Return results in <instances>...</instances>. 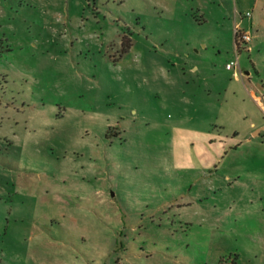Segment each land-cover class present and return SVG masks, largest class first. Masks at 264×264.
<instances>
[{"label":"rangeland","instance_id":"374dc122","mask_svg":"<svg viewBox=\"0 0 264 264\" xmlns=\"http://www.w3.org/2000/svg\"><path fill=\"white\" fill-rule=\"evenodd\" d=\"M0 264H264V0H0Z\"/></svg>","mask_w":264,"mask_h":264},{"label":"crops","instance_id":"0c3cea01","mask_svg":"<svg viewBox=\"0 0 264 264\" xmlns=\"http://www.w3.org/2000/svg\"><path fill=\"white\" fill-rule=\"evenodd\" d=\"M187 56L189 55L187 54ZM190 68L191 70L194 71L198 70L197 65H191ZM243 74L247 79H249V73L247 71H244ZM250 95L252 96L254 101L261 108H263L260 96L257 95L255 90H251ZM257 124L258 123H256L255 121L254 122L252 121L250 123V128H254ZM201 134L202 135L199 136V138L196 141L194 140L192 143H190V145L191 148L194 150V156L197 157L198 159H202V163L204 167L210 168L213 162H215V160L218 157H221V155L226 152L227 147L231 148L236 146V143H234L235 141H233V138L228 139L226 136L217 133L215 134L212 132L201 133ZM250 139H251L250 137H246V141H250ZM227 140H229L230 143Z\"/></svg>","mask_w":264,"mask_h":264},{"label":"built area","instance_id":"2783aa9c","mask_svg":"<svg viewBox=\"0 0 264 264\" xmlns=\"http://www.w3.org/2000/svg\"><path fill=\"white\" fill-rule=\"evenodd\" d=\"M246 16H249V13H246ZM234 36H235V40H236V50L235 53H237L239 51V43H237V41H241L243 44H247L248 42L251 41L252 37L249 31H245V30H241L238 29L237 27H235L234 29ZM248 50V48H247ZM236 54V60H230L229 62H227L225 64L226 69L228 70H232L233 71V75L235 77H238L239 75H242V72L239 68V63H238V58H237Z\"/></svg>","mask_w":264,"mask_h":264}]
</instances>
